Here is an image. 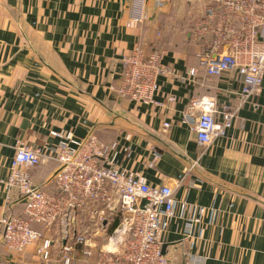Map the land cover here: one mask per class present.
I'll return each instance as SVG.
<instances>
[{
  "label": "crops",
  "instance_id": "1",
  "mask_svg": "<svg viewBox=\"0 0 264 264\" xmlns=\"http://www.w3.org/2000/svg\"><path fill=\"white\" fill-rule=\"evenodd\" d=\"M175 1L154 6L149 0L148 19L137 23L129 18L130 0H0V180L8 175L18 141L54 145L59 137L53 132H71L78 139L93 133L108 146L116 144V167L140 172L150 185L172 187L179 202L216 210L211 223L202 217L196 251L205 264H264V81L259 94L243 103L227 135L201 149L182 122L189 99L205 94L237 102L241 85L234 72L215 77L204 72L197 44L178 24ZM136 46L164 52L166 71L157 78L155 103L121 98L111 90L122 58ZM191 68L197 70L195 81L188 76ZM163 122L170 123L165 133ZM56 170L50 161L28 174L53 192ZM7 194L0 183V217L21 214L24 205L16 192L10 191V201ZM175 216L165 236L169 264H181L186 248L180 234L184 219L178 210ZM32 225L45 230V237L54 233ZM103 235L92 237L98 244ZM76 256L77 264H95V254ZM0 264L60 262L55 253L42 261L32 245L19 254L0 248Z\"/></svg>",
  "mask_w": 264,
  "mask_h": 264
},
{
  "label": "built area",
  "instance_id": "2",
  "mask_svg": "<svg viewBox=\"0 0 264 264\" xmlns=\"http://www.w3.org/2000/svg\"><path fill=\"white\" fill-rule=\"evenodd\" d=\"M148 1L130 0L132 21L148 19ZM152 1L160 6L168 0ZM191 28L204 72L213 77L234 72L241 85L237 102L218 101L205 94L189 99L182 122L194 133L198 146L205 149L227 135L243 103L262 88L264 0H214L203 15L192 20ZM163 55L156 47L143 51L136 46L122 58L118 81L111 90L121 98L155 103L157 78L166 71ZM196 75L195 68L188 71L192 81ZM169 127V122L162 123L164 133ZM52 134L59 137L54 145L18 141L14 146L8 175L0 183L9 201L14 190L25 207L21 214L0 217V248L19 254L35 245L39 259L48 262L55 253L61 264H77L78 250L84 257L95 254V264H169L162 248L178 210L184 219L180 234L186 242L180 262L205 264V257L196 251L197 244L202 238L203 215L211 223L215 209L179 202L172 187L150 185L140 172L116 167L115 143L108 146L93 133L83 139L71 132ZM50 161L57 164L53 192L33 183L28 174L31 167ZM197 164V160L192 161L181 178ZM33 223L54 228V233L43 237ZM120 224L123 227L117 231ZM100 233L108 238L98 247L92 235Z\"/></svg>",
  "mask_w": 264,
  "mask_h": 264
},
{
  "label": "rangeland",
  "instance_id": "3",
  "mask_svg": "<svg viewBox=\"0 0 264 264\" xmlns=\"http://www.w3.org/2000/svg\"><path fill=\"white\" fill-rule=\"evenodd\" d=\"M196 1L197 0H179L178 2L175 1L174 5H173V11L177 12L179 15L178 16V18H179L178 24L183 26L185 32L187 33V36L191 39L190 41H194L195 43H197V41H196V39H194V36L192 34L191 22H192V20H194V19H196V18H198L204 14L205 6H209V5L214 3V0H204L205 4L201 3L203 5L202 6L200 3L196 2ZM201 1L203 2V0H201ZM192 38H193V40H192ZM53 178H54V175L52 176V179ZM33 228H35L37 230L40 229L42 236L44 235L43 237H45V235L48 234V233H46L45 230L42 231L43 229H41V227H39V226H38L39 229L35 226H33ZM111 230H112V228L110 226L107 234H109ZM103 237H104V240L101 243H98V247H100L101 245H104L106 243V239L108 238V236L103 235ZM33 246L35 247V245H33ZM91 256H89V257H91Z\"/></svg>",
  "mask_w": 264,
  "mask_h": 264
},
{
  "label": "water",
  "instance_id": "4",
  "mask_svg": "<svg viewBox=\"0 0 264 264\" xmlns=\"http://www.w3.org/2000/svg\"><path fill=\"white\" fill-rule=\"evenodd\" d=\"M122 227H123V224H120V225L117 227V231L120 230ZM117 231H116V232H117ZM165 247H166V246L163 245V248H162V252H163V253H164V251H165Z\"/></svg>",
  "mask_w": 264,
  "mask_h": 264
},
{
  "label": "trees",
  "instance_id": "5",
  "mask_svg": "<svg viewBox=\"0 0 264 264\" xmlns=\"http://www.w3.org/2000/svg\"><path fill=\"white\" fill-rule=\"evenodd\" d=\"M116 224V223H115ZM3 248H1V250H2Z\"/></svg>",
  "mask_w": 264,
  "mask_h": 264
}]
</instances>
